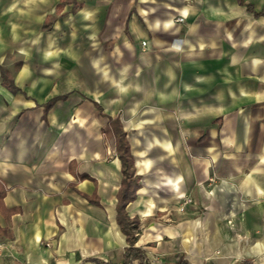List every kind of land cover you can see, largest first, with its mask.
<instances>
[{"label": "crops", "instance_id": "crops-1", "mask_svg": "<svg viewBox=\"0 0 264 264\" xmlns=\"http://www.w3.org/2000/svg\"><path fill=\"white\" fill-rule=\"evenodd\" d=\"M76 2L0 0V264L122 263L116 117L152 264H264V0Z\"/></svg>", "mask_w": 264, "mask_h": 264}, {"label": "trees", "instance_id": "trees-1", "mask_svg": "<svg viewBox=\"0 0 264 264\" xmlns=\"http://www.w3.org/2000/svg\"><path fill=\"white\" fill-rule=\"evenodd\" d=\"M63 0H61L62 3ZM75 6H79L76 0H73ZM239 3H244V0H238ZM60 6V3L59 5ZM52 24V20L49 18L46 19L44 27L48 28ZM0 72L3 78V84L13 91H17L18 88L15 86L13 76L10 71L5 67L0 65ZM66 95L63 96H55L53 97L46 105H45V114L46 112L54 105V103L59 100L65 98ZM112 128L115 133V141L116 147L118 151V155L122 161V171L123 178L121 182V187L118 191V202H117V222L120 225L122 231L126 234L127 240L129 242V246L126 247L125 252L123 254V261L121 264H152L147 256L146 251L139 247L135 246V242L137 236L135 234V228H137L136 223L132 220L126 210V207L129 202L133 201L136 198V192L139 188V176L135 175V166H134V157L130 150V145L126 138V133L122 128V124L118 117L112 119ZM2 186L0 184V206H3L1 198L4 195V190H2ZM98 203V202H97ZM18 209H10V212H15ZM96 264H117L112 262H102L100 260H95ZM172 264H191L184 256H180L179 259ZM242 264H249L248 262H243Z\"/></svg>", "mask_w": 264, "mask_h": 264}, {"label": "built area", "instance_id": "built-area-1", "mask_svg": "<svg viewBox=\"0 0 264 264\" xmlns=\"http://www.w3.org/2000/svg\"><path fill=\"white\" fill-rule=\"evenodd\" d=\"M177 21L182 22V21H184V18L183 17H178ZM142 44L146 45V41H143ZM195 204H196V202H195V200L193 199L192 196H185L181 200V202L179 203L177 209L180 212H185L190 206L195 205Z\"/></svg>", "mask_w": 264, "mask_h": 264}]
</instances>
